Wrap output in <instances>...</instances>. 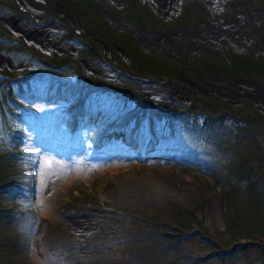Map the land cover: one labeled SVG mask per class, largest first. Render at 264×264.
Here are the masks:
<instances>
[{
    "label": "rangeland",
    "instance_id": "obj_1",
    "mask_svg": "<svg viewBox=\"0 0 264 264\" xmlns=\"http://www.w3.org/2000/svg\"><path fill=\"white\" fill-rule=\"evenodd\" d=\"M1 1L0 23L34 47L12 51L0 28V82L6 67L37 73L39 60L57 51L73 57L81 76L126 83L118 77L126 68L111 62L107 45L97 41L91 45L101 52H88L84 33L70 35L80 29V15L59 0H50L53 10L43 8L47 0H9L8 9ZM144 1L164 17L186 5L189 11L205 8L210 18L182 33L148 28L144 20L138 27L107 10L101 18L131 32L150 55L185 64L213 53L191 60L190 68L217 62L215 54L232 48L245 53L243 61L255 73L235 78L231 71L202 80L190 71L182 80L180 73L164 70L169 78L157 80L145 78L139 64L133 73L143 82L128 81L140 93L136 99L131 92L127 99L111 92L90 109L74 108L82 97L76 87L65 96L41 90L40 80L12 88L6 115L0 110V167L15 180L0 190V264H264V0H245L251 11L234 0H139ZM50 12L66 17L54 19ZM118 53L131 64L129 52ZM215 70L223 72L215 66L206 72ZM194 94L240 106L238 115L220 118L237 127L240 137L220 127L206 129L209 121L197 111ZM66 103L69 108L60 109ZM136 103L140 109L127 113ZM257 108L260 117L244 116ZM173 109L178 114L168 115ZM156 110L166 116H155ZM246 163L254 167L240 174Z\"/></svg>",
    "mask_w": 264,
    "mask_h": 264
},
{
    "label": "trees",
    "instance_id": "obj_2",
    "mask_svg": "<svg viewBox=\"0 0 264 264\" xmlns=\"http://www.w3.org/2000/svg\"><path fill=\"white\" fill-rule=\"evenodd\" d=\"M14 1L17 2V0H14ZM59 1L60 3L63 2V6L66 8V10L70 11L73 15H80L81 27L75 33H70V35L74 37L75 35L79 36V35H82L80 33H84L83 35L87 41H88V38H87L88 36L90 40L87 43H85V45L87 46L85 47L87 48L88 52H94V53L101 52L100 49L95 48L94 45L92 47L91 45V44H97V41L100 43L106 44L111 50L112 56L115 59V61H111V62H113L117 67L126 68L125 70H123V72L120 71L118 73V77L122 78V80L126 83L122 84V82L110 81V80L102 78L101 76H92V75L81 76L75 72L76 66L75 64H73V62L75 61L73 57L67 54H60L57 51H55L52 54L48 55L47 58H43L39 60V63L43 67L37 73H32L29 71H20V70L16 72V70H11L9 67L5 68L4 73H5L6 78L4 77L5 80L0 82V87H3V83H5L4 87H6L4 92H3V89L0 92L1 97L5 99L4 101L0 99L1 100L0 110H2V112L5 115H6V110H8L7 108H9L11 105L10 96H12L13 94L12 88H15V87L18 88L19 85H25L26 87H28L31 83L33 84L34 81L40 80L41 85L43 84L42 87L40 85L41 90L50 89L55 92L61 93L64 96L66 93L70 94L71 93L70 90H74L73 88L76 87L77 93L75 92V94H80V96L82 97H80V99L78 100L74 108L83 107V108L90 109L94 104L98 105L97 99L100 96H104V97L105 96L107 97V95L113 96L112 94H110L111 92L115 94L114 95L115 98L118 97L119 99H124V98L127 99L131 95H135L134 98L136 99L137 95H140L137 88L136 89L132 88L129 85L130 83H128V81L134 82V83L143 82L141 77L135 76L132 71L135 68L133 63H135L136 61L137 63L143 65L146 71L152 72V73H148L146 76L151 75L152 77H155L158 80H164L167 74V72H161V71H164V70L172 71L175 69V72L177 74L178 68L179 69L181 68L182 64H178V62L166 60L165 57H159L155 55L152 56L150 54H147L141 51L138 48V46L134 43L131 35L128 32L120 30V29H116L115 27L110 25L108 21L103 20L101 18V12L103 10H107L110 13L115 12V13L121 14L123 17L129 20H133L137 25H140L141 21L144 20L145 25L148 28L157 27V25H161L163 26V28L171 29V30L172 29H183V28L186 29L187 27H189L190 24L186 20L189 18L190 13L192 14V12H187L188 16L186 19H185V16L182 15L181 20H179L180 22L182 21V23H179L176 18L175 19H163L148 4L140 3L136 0H119L121 2V6L115 5L110 0H92V2L88 0L90 5H87L86 7L83 6V2L85 0H59ZM250 1H256V0H250ZM3 2L5 4H3ZM241 2L242 4L239 2L238 3L241 4L246 11L247 10L251 11L254 8L248 5L245 0H241ZM7 3H10V1L2 0L1 7L7 8V9L11 8ZM12 5H15V4L13 3ZM93 5H96V8L94 10H92ZM262 6H264V4ZM52 7L54 6H52L51 2H47L46 5L43 6V8H49L50 10H52ZM184 7H186V5H184ZM78 11L80 14H78ZM27 13L30 15V17L34 21L38 23L41 22V19L36 18L35 15H32L30 11H27ZM47 13L48 11H46V14ZM50 13L52 14L54 19L56 17L57 19H60V16L66 17L64 12L57 16H56V13H53V12H50ZM32 19L29 20L26 18V20H29V21H32ZM0 28L2 32L4 33V35H7V40L5 38H2V40L5 42V45H8L6 47H8L9 49L12 48V51L15 49H16L15 52L26 51L27 49H30L31 46L34 47L33 44L25 45L23 42H21L23 37L20 36V34L16 35L8 27L6 28V26H3L1 23H0ZM117 48L125 50L130 53L132 57L131 64H128L124 60L119 59L118 57L119 53L117 51ZM232 52H235L234 57L232 56ZM224 54L228 60L222 57V55L217 56L215 54L217 57V62H213V63L202 62L200 66H203L204 69L201 67L200 70L203 73L205 71V75H208V76H213L216 74L217 70H215L214 72L213 71L206 72V69H209L210 67H214V66L215 67L219 66V68L223 70V72L221 73H224V72L231 73V71H233L236 74H232V73L231 74L236 77L248 75L249 74L248 72L243 73L244 71H247V70H249V72L250 71L254 72V70L252 69L253 66L247 61H243L244 60L243 55L245 53L239 55L236 53V51L226 50L224 51ZM104 55L107 57L108 60H111L110 56H107L106 53H104ZM163 60L166 62V64L168 63L167 64L168 66L165 68L162 67ZM238 60H241V62H238ZM200 66L195 67L194 65L191 64L190 65L191 69H189V71L194 70L193 72L195 74V78L204 79L203 74L199 73L198 67ZM72 70L75 72V78H72V75H71ZM128 70H131V71L128 72ZM253 75H249V76H253ZM130 92H131V95L129 96ZM194 96L197 100V103H196V105H198L197 111L199 110L204 115V117H206V120L209 121L207 125L205 126L206 129L220 127V128L225 129L228 132L232 131L235 137L237 136L240 137L239 132L237 134L234 133L237 127H234L233 129H231L232 126L229 125V122L228 123L227 121L222 122V123L220 122L221 117H227L228 115L233 114V113H237L238 115L240 112V108H241L240 106L231 105V104L222 102L216 97H203V96H200L199 94H196V95L194 94ZM194 102H195L194 99H192L191 104ZM31 106H30V109H31ZM98 106H101V105H98ZM63 108L68 109L69 104L66 103L64 106H60V109H63ZM125 109L127 113H135V111L137 109H140V107H139V104L136 103L133 108H130V109L125 108ZM230 109H234V111H230ZM21 110L23 109L21 108ZM188 110H191V107L186 108V111ZM166 112L168 115L178 114V112H176V110L174 109L166 111ZM21 115H17L18 118ZM154 115L158 117L166 116L163 111H159V110L154 111ZM244 116L260 117V114L258 110L256 111L254 110V112H252L251 114L247 113ZM25 119L27 118L25 117ZM7 120H9V123H11L12 125L15 124L12 120L10 119H7ZM191 122L193 123V120H191ZM237 126L241 128L243 125L237 124ZM252 148L249 149L248 155L249 154L253 155L256 152ZM39 149H36L37 152ZM7 153L17 154V151L14 152L13 150L9 149ZM253 167L254 166H248V164L246 163L245 168H242L239 173L241 174V172L244 171L247 174L251 171ZM10 174L11 173L8 172L4 167H0V190L8 189L9 187H13L15 185L14 184L15 180L11 178ZM181 224L182 223H179L177 225L178 227L182 229ZM183 228H185V226ZM117 236L119 235L117 234ZM169 264H172V263H169Z\"/></svg>",
    "mask_w": 264,
    "mask_h": 264
},
{
    "label": "flooded vegetation",
    "instance_id": "obj_3",
    "mask_svg": "<svg viewBox=\"0 0 264 264\" xmlns=\"http://www.w3.org/2000/svg\"><path fill=\"white\" fill-rule=\"evenodd\" d=\"M112 3H114L115 5H117V6H121V2L119 1V0H116L117 1V3H115V2H113L112 0H110ZM136 1H138L139 2V0H136ZM234 1H236V2H239V1H241V0H234ZM47 2H51L50 0H47ZM59 3H60V1H59ZM143 3H146V4H148L151 8H153L154 9V11L155 12H157V14L160 16V17H162L163 19H177V21L179 22V23H182V21L180 22L179 20H181V17H182V15L183 16H185V19L187 18V12H192V14L190 13V16H189V18L186 20L189 24H190V26L189 27H187L186 29H183V30H178V29H172V30H174V31H178V33H182V32H184V31H186L187 29H189L191 26H199V25H202V24H204V23H206L208 20H209V18H210V14H209V11H206L205 10V8H194L193 10H187V8L186 7H183V8H181L177 13H175V14H178L177 15V17H173L172 18V16L173 15H175V14H173L171 17H164V16H162V15H160L159 13H158V11L150 4V3H148L147 1H144ZM63 4V2L62 3H60V5H62ZM248 4V3H247ZM246 5V4H245ZM249 5V4H248ZM200 7H203L202 5H199ZM55 7V6H54ZM52 10H53V7H52ZM186 13V14H185ZM111 14H115V15H120L123 19H126V20H129V19H127V18H125V17H123L121 14H118V13H115V12H113V13H111ZM130 22H133V25H135V26H138V27H141V24L140 25H137L133 20H129ZM147 27V26H146ZM162 28H163V26H162ZM162 28H157L156 30H159V31H161V32H164V30L162 29ZM124 31V30H123ZM165 31H167V30H165ZM126 32H128L130 35H131V37H133V35H132V33L131 32H129V31H126ZM87 38H88V41L90 40V38L87 36ZM102 44H104V43H102ZM105 46H106V44H104ZM93 47V46H92ZM226 50H232V51H235L234 49H232V48H226ZM225 50V51H226ZM119 52V51H118ZM236 52H238V51H236ZM208 54H213V53H201L200 55H196V56H194L192 59H189L188 60V62H190L191 60H193V59H195V58H199V57H201V55H208ZM241 54H243V53H241ZM217 56H220L221 54H219V53H217L216 54ZM225 55H222V57H224ZM224 58H226V56L224 57ZM227 59V58H226ZM228 60V59H227ZM112 61H115V59L114 60H112ZM185 63V64H183V63H181L182 64V66H181V68L179 69L178 68V73L177 74H179L180 73V75H181V79L182 80H184V79H187L188 77H187V74H188V72H190L189 71V69H191V68H187V64H189V63ZM133 65H135L134 67H137V66H139V63H137V61L135 62V63H133ZM219 67V66H218ZM199 68V73H201V74H203V77H204V79H202V80H206V79H211V78H213V76H208V75H205L200 69H201V67H198ZM135 69V68H134ZM134 69L132 70L133 72H134ZM136 71H139V70H136ZM185 71V72H184ZM194 71V70H193ZM150 71H146V72H142L143 73V75L144 76H146L148 73H149ZM171 72H175V69L174 70H172ZM185 74H184V73ZM218 74H225V72L224 73H221V72H219L218 70L216 71V76L218 75ZM149 76V77H148ZM148 76H146L145 78H155V77H152L151 75H148ZM143 77V76H142ZM235 78H241V77H236V76H234ZM167 78H169V76H168V74H166V76H165V78L164 79H167ZM155 79H157V78H155ZM158 80V79H157ZM182 80H180V81H182ZM179 91V90H178ZM232 105V104H231ZM257 110L259 111V109L257 108ZM260 112V111H259ZM262 118H263V116H262Z\"/></svg>",
    "mask_w": 264,
    "mask_h": 264
},
{
    "label": "bare ground",
    "instance_id": "obj_4",
    "mask_svg": "<svg viewBox=\"0 0 264 264\" xmlns=\"http://www.w3.org/2000/svg\"><path fill=\"white\" fill-rule=\"evenodd\" d=\"M73 17V16H72ZM11 20V19H10ZM11 22L13 23V24H15L16 23V21L15 20H11ZM43 35H48V32L47 31H43ZM45 36H44V40H45ZM174 93L176 92V90H174L173 91ZM177 92H179V93H176V94H179V95H182V96H184L185 97V93H183V92H181V91H177ZM183 175V173L179 170V169H177V176H182ZM160 188V187H159ZM105 197V196H104ZM82 216H84V215H82ZM74 217H76V216H74ZM218 218H219V216H218ZM85 220L87 219V218H84Z\"/></svg>",
    "mask_w": 264,
    "mask_h": 264
},
{
    "label": "crops",
    "instance_id": "obj_5",
    "mask_svg": "<svg viewBox=\"0 0 264 264\" xmlns=\"http://www.w3.org/2000/svg\"><path fill=\"white\" fill-rule=\"evenodd\" d=\"M120 50H122V49H118V48H117V51H120ZM141 51H142V50H141ZM144 53H145V52H144ZM147 54H148V53H147ZM152 56H154V55H152ZM203 97H205V96H203Z\"/></svg>",
    "mask_w": 264,
    "mask_h": 264
}]
</instances>
